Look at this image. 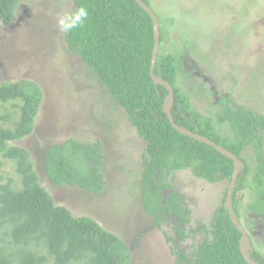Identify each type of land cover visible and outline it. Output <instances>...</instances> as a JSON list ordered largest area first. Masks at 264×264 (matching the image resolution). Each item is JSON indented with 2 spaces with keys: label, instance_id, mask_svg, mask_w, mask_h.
Masks as SVG:
<instances>
[{
  "label": "rangeland",
  "instance_id": "rangeland-1",
  "mask_svg": "<svg viewBox=\"0 0 264 264\" xmlns=\"http://www.w3.org/2000/svg\"><path fill=\"white\" fill-rule=\"evenodd\" d=\"M73 1L21 0L11 20L0 24V84L22 80L40 93L32 133L8 144L28 153L40 185L55 205L66 207L73 216L91 217L122 240L128 252L126 264H176L172 251L188 252L200 240L201 233L191 235L189 228L209 227L229 182L209 183L189 168L170 175L171 188L162 190V199L175 192V201L169 202L189 210L184 239L178 238L173 219L164 218L167 210L158 223L145 211L139 183L144 142L122 107L69 50L64 33L55 27L57 13L73 8ZM146 2L163 32V51L177 57V85L188 97L191 111L210 117L221 135L230 134L227 123L218 122L226 109L264 116V0ZM13 103L17 100L0 103V127H12L18 119L19 109ZM95 138L104 151L102 192L52 184L43 168L46 149L67 139ZM262 151L264 155V133ZM0 159V184L12 180V187L20 188L15 162ZM253 196L249 188L238 193L239 221L248 247L264 256V215L250 210Z\"/></svg>",
  "mask_w": 264,
  "mask_h": 264
},
{
  "label": "trees",
  "instance_id": "trees-1",
  "mask_svg": "<svg viewBox=\"0 0 264 264\" xmlns=\"http://www.w3.org/2000/svg\"><path fill=\"white\" fill-rule=\"evenodd\" d=\"M19 3L21 0H0V24L11 20ZM72 6L87 8L89 17L81 28L64 34L69 50L108 89L144 142L141 203L157 223L164 209L173 210L182 223L175 231L184 239L189 210L170 203L175 201L174 195L162 199V190L170 187V175L189 168L192 175L208 182H229L233 161L214 147L179 133L170 123L163 110L168 92L155 85L150 75L153 28L148 13L134 0H74ZM162 33L160 29L153 72L173 87L174 122L209 138L244 163L232 194L234 211L240 219L238 193L249 188L256 194L250 210L264 215V116L242 108L226 109L225 118L219 116L218 122L227 123L230 134L221 135L210 117L191 111L188 97L177 85V57L163 51ZM12 100H17L13 104L19 117L12 127H0V157L15 162L21 186L13 188L12 180L0 184V264H44L49 259L53 264H126L128 252L122 240L91 217H76L66 207L55 205L40 185L28 153L8 144L32 133L40 93L22 80L2 82L0 103ZM2 166L0 159V169ZM103 166L104 151L98 138L91 142L67 139L44 152V173L56 186H76L99 194L105 186ZM189 232L202 236L190 253L172 251L176 264H247L239 249L242 234L231 222L224 201L209 227L198 225ZM249 253L251 259L264 264V256L257 250L251 247Z\"/></svg>",
  "mask_w": 264,
  "mask_h": 264
},
{
  "label": "water",
  "instance_id": "water-1",
  "mask_svg": "<svg viewBox=\"0 0 264 264\" xmlns=\"http://www.w3.org/2000/svg\"><path fill=\"white\" fill-rule=\"evenodd\" d=\"M134 1L146 13H148V15L151 18L152 28H153V47H152V51H151L150 75H151L152 81L155 85H162L168 92V94H167V96L163 102V110L166 113L170 123L179 133L186 135V136H189L193 139H196L200 142H203L207 145L214 147L219 153H221L222 155L226 156L227 158H229L233 161V170H232L231 179H230L229 184H228L226 196L224 199V207L229 212V217H230L231 222L234 224V226L242 234L241 239H240V243H239V249H240V252H241L244 260L246 261L247 264H259L258 262L251 259V257H250L249 248H251V247L250 246L248 247V245H249L248 235H247L245 229L243 228V226L241 225L239 219L237 218L236 213H235L234 208H233V204H232V194L234 191V187L236 185L238 175L241 174V171L244 168V163L235 154L231 153L230 151L226 150L222 146L211 141L209 138L202 136L198 133L192 132L183 126L177 125L174 122L173 116L171 114V106H172L173 99H174L173 87L168 81H166V80L162 79L161 77L155 75L153 72L155 64H156V60H157L159 43H160L159 21H158L156 14L151 10V8L143 0H134Z\"/></svg>",
  "mask_w": 264,
  "mask_h": 264
},
{
  "label": "clouds",
  "instance_id": "clouds-1",
  "mask_svg": "<svg viewBox=\"0 0 264 264\" xmlns=\"http://www.w3.org/2000/svg\"><path fill=\"white\" fill-rule=\"evenodd\" d=\"M88 17L89 11L83 6L65 8L57 13L55 18V27L59 32L67 34L81 28L87 21Z\"/></svg>",
  "mask_w": 264,
  "mask_h": 264
},
{
  "label": "flooded vegetation",
  "instance_id": "flooded-vegetation-1",
  "mask_svg": "<svg viewBox=\"0 0 264 264\" xmlns=\"http://www.w3.org/2000/svg\"><path fill=\"white\" fill-rule=\"evenodd\" d=\"M178 171H180V170H178ZM172 177H173V175H172ZM202 179V178H201ZM205 180V179H204ZM206 181V180H205ZM222 181H225V180H222ZM222 181H218V182H214V183H219V182H222ZM208 182V181H207ZM209 183H211V182H209ZM170 184V183H169ZM169 188H171V184H170V187ZM171 195H174V197L176 196V194H175V192H172L169 196H171ZM177 200H178V196H177V198H176ZM176 204H179V203H177V202H175ZM169 207H174L173 205L172 206H169ZM168 207V208H169ZM163 216V215H162ZM164 218H166V220H167V218L168 219H173V221L175 222V228H180L181 226H182V223L180 222V219L175 215V213H174V211L172 210V211H169V214L167 215V216H164ZM160 220H161V216H160V218H159V222H160ZM174 228V229H175ZM191 249H192V247H191ZM191 249H190V251H191ZM190 251H188V252H186V253H190ZM174 256V255H173ZM174 259H175V257H174Z\"/></svg>",
  "mask_w": 264,
  "mask_h": 264
}]
</instances>
